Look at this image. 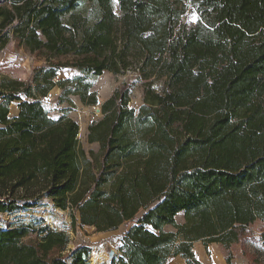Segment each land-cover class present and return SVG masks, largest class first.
Returning a JSON list of instances; mask_svg holds the SVG:
<instances>
[{"label": "trees", "instance_id": "1", "mask_svg": "<svg viewBox=\"0 0 264 264\" xmlns=\"http://www.w3.org/2000/svg\"><path fill=\"white\" fill-rule=\"evenodd\" d=\"M12 42L45 65L29 82L0 80V213L45 196L74 228L124 227L114 264H200L193 243L245 247L264 225V0H0V50ZM131 60L144 103L116 92L87 152L78 123L44 101L58 87L97 105L91 76L125 74ZM65 69L76 75L57 80ZM69 243L50 226L4 229L0 264H88L91 246L66 255Z\"/></svg>", "mask_w": 264, "mask_h": 264}, {"label": "rangeland", "instance_id": "2", "mask_svg": "<svg viewBox=\"0 0 264 264\" xmlns=\"http://www.w3.org/2000/svg\"><path fill=\"white\" fill-rule=\"evenodd\" d=\"M197 16L190 13L187 17L188 22H195ZM131 66L125 74L115 75L106 72L101 76H91L93 83V91L98 94L97 105H85L78 96L72 97L70 100L60 99V88H54L44 101V106L50 112L51 117L58 119L63 115L74 120L80 126L78 139L82 147L87 151L98 152L99 145L89 144L87 135L92 123L103 118L102 105L107 102L116 92L123 86H129V104L128 107L139 111V107L144 103V86L146 80L139 74V60H131ZM45 62L39 57L28 53L23 49H19L16 42L10 43L7 47L0 50V80L2 78L10 80H19L29 82L36 68L44 67ZM76 72L71 69L60 71L57 80L72 78ZM153 88L158 92L164 91V80H155ZM3 102L0 97V105ZM12 117H16L18 112V103L10 106ZM1 200V199H0ZM33 207L19 209L14 212L0 213V230L19 227L20 225H32L35 228L41 226H50L54 230L66 231L70 236V243L65 254L68 255L71 250L80 244L91 246L92 254L87 258L88 264H114L118 263L120 256V244L122 234L125 228L122 227L118 231H110L109 233H99L93 228H82L77 223L73 227L70 211H62L57 208L52 200L45 196L40 197ZM179 224L184 223V215L177 218ZM171 231V228H167ZM0 231V232H1ZM264 225L257 221L249 228V238L245 243V247L241 244H232L228 249L219 243L206 244L203 241L193 243V253L195 259L200 264H228L227 259L230 257L231 264H264V250L260 242ZM111 252H114L113 259H110ZM249 255L255 257L252 259ZM167 264H189L188 260L181 256L172 257Z\"/></svg>", "mask_w": 264, "mask_h": 264}, {"label": "water", "instance_id": "3", "mask_svg": "<svg viewBox=\"0 0 264 264\" xmlns=\"http://www.w3.org/2000/svg\"><path fill=\"white\" fill-rule=\"evenodd\" d=\"M110 259H113V257H114V252H111V254H110Z\"/></svg>", "mask_w": 264, "mask_h": 264}, {"label": "bare ground", "instance_id": "4", "mask_svg": "<svg viewBox=\"0 0 264 264\" xmlns=\"http://www.w3.org/2000/svg\"><path fill=\"white\" fill-rule=\"evenodd\" d=\"M1 231V230H0Z\"/></svg>", "mask_w": 264, "mask_h": 264}]
</instances>
